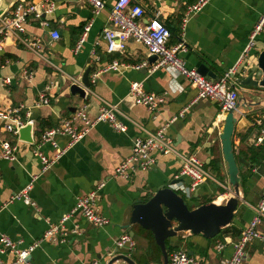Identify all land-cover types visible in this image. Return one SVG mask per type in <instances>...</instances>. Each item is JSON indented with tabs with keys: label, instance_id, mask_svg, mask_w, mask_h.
<instances>
[{
	"label": "crops",
	"instance_id": "1",
	"mask_svg": "<svg viewBox=\"0 0 264 264\" xmlns=\"http://www.w3.org/2000/svg\"><path fill=\"white\" fill-rule=\"evenodd\" d=\"M25 1L34 3V0ZM40 1L43 5L47 2ZM103 1L104 8L95 14L83 0H52V11L39 20H27L24 32L18 35L38 41L40 49L28 48L11 35L0 51V111L21 107V118L26 115L33 121L35 141L82 106L89 117H94L104 104L114 105L120 113L118 119L126 128L124 133H117L108 124L96 125L81 142L43 171L40 160L33 154L34 145L20 141L18 136H9L0 121V141L8 140L16 148L15 161L0 159V237L21 242V248L27 247L41 238L50 224H57L73 209L78 197L105 182L98 212L109 220V225L98 230L76 217L67 223L64 241L43 243L29 257L31 264H107L115 252L131 258L136 264H161L162 256L151 233L137 225L124 227L122 216L128 206L147 201L162 184L176 182L172 189L181 195L180 188L189 183L188 179L178 178L181 156L196 153L212 177L206 179L188 200L190 207L210 202L223 204L231 195L219 140L226 115L217 103L201 99L191 105L183 118L170 123L192 102L197 91L181 76L162 69L151 71L157 59L149 61L151 55L132 39L124 43L122 51L107 52L103 34L105 29L111 28L109 15L116 0ZM196 1L131 0L144 9V22L159 13L171 34L168 46L184 42L186 50L178 53V57L187 69L197 71L204 66L215 76V79L206 78L216 80L240 59L264 12V0H210L183 26L186 8ZM43 22L47 24L45 27ZM53 31L59 35L56 41L49 35ZM262 50L264 32L256 36L249 57L242 63L241 75L245 76L247 70L256 67L258 53ZM113 62L117 63L116 69L102 72L95 82L91 81L93 73ZM142 63L147 66L135 68ZM87 68L90 87L85 89V97L80 98L70 92V87L77 84ZM134 82L141 83L147 94L162 97L158 110L151 112L133 102L129 86ZM50 84L49 104L36 106L39 93ZM241 94L247 102L256 105L251 108L242 105L234 114L237 121L232 147L241 181L233 220L228 229L212 240L188 232L178 233L168 240L172 252L181 250L208 264H222L231 255V246L226 245L220 252L215 246L224 239L235 240L239 236L254 216L253 207L261 200L264 189V145L254 143L258 129L255 121L264 126V90L241 87L238 88L239 97ZM163 127H166L165 135L172 141L175 153H153L155 162L150 169L138 170L128 180L114 178L117 166L130 155L131 141ZM55 141L63 148L68 139L56 137ZM40 152L48 159L55 154L50 144H45ZM212 160L221 162L212 168ZM33 178L37 179L29 196L35 206L11 200ZM75 224L82 229L81 234L71 233ZM258 231L264 235V221ZM123 233L134 240L135 248L131 253L116 249L115 242ZM13 261L12 254H0V264ZM242 264H264V241L255 240L248 245Z\"/></svg>",
	"mask_w": 264,
	"mask_h": 264
},
{
	"label": "built area",
	"instance_id": "2",
	"mask_svg": "<svg viewBox=\"0 0 264 264\" xmlns=\"http://www.w3.org/2000/svg\"><path fill=\"white\" fill-rule=\"evenodd\" d=\"M52 0L39 5L29 2H20L13 6L4 16L0 18V51L3 50L4 42L11 35L16 36L22 44L31 49H40L38 41H32L25 38H19L18 35L24 32V25L30 18L39 20L41 14H48L52 11ZM98 14L104 8L103 0H83ZM210 0H197L194 4L186 8L183 26L188 19L192 18L200 12ZM40 7L41 13L37 11ZM144 9L137 4H133L131 0H116L112 6L109 22L110 29H105L103 38L107 42V52H120L124 49V43L127 40H134L140 43L146 49L149 55H156L157 61L151 66V71L158 69L171 72L173 75H178L185 78L191 86L197 91L196 97L192 102L184 107L177 117L172 119L170 123L178 118H183L189 111L191 105L198 100L207 99L219 105L223 114L235 109L238 93L233 88L235 79L241 76L243 69L242 63L246 62L250 51L254 47V40L258 34L264 32V12L261 14L257 25L252 30L247 45L245 46L240 59L234 67L223 73L218 79L210 80L200 75L195 69H187L183 61L178 57V53L186 50L184 42H179L174 46H168L170 39V31L159 18V13L156 12L147 22H144ZM45 27L47 24L42 23ZM88 28L85 29V32ZM50 38L54 41L59 39L56 32L49 33ZM82 41L78 42L77 48ZM146 63L136 66V69L146 67ZM117 68V63L113 62L103 70L93 73L91 81L95 82L98 76L107 70ZM244 69H247L245 67ZM29 80V78H28ZM5 82H8L6 80ZM52 84L47 85L39 93V100L36 106H44L49 104L50 91ZM129 96L136 105H141L147 110L153 112L158 110L163 99L161 96L147 94L141 83H131L129 86ZM22 108H15L7 111H0V121L3 122V130L9 136L17 137L18 131L30 125L33 129V121L28 117L21 118ZM119 111L114 105L104 104L94 117H89L86 114L85 106L76 110L69 119L63 120L60 125L55 128L48 129L40 135L35 141L32 136V145H34V156L38 158L42 164L43 171L49 169L56 161L62 157L74 145L81 142L86 134L96 125L105 123L108 124L117 133H124L125 125L118 119ZM257 132L254 143L264 145V126L255 121ZM167 126V125H166ZM163 127L155 133H147L144 137H136L131 141L130 155L125 158L115 169L114 178L128 180L136 171H146L154 165L153 153L162 155L174 154L172 141L165 135ZM33 134V133H32ZM56 137H65L68 139L66 146L59 148L55 141ZM50 144L55 150L53 158L48 159L42 155L40 149L45 145ZM0 159L8 162L16 160V148L8 140L0 141ZM181 166L178 172V178L188 179L189 183L180 188L183 198L190 199L195 194L196 190L202 185L206 179H212L211 175L204 169V166L196 153H191L187 156H181ZM37 178H33L30 184L23 188L19 193L12 196L11 200H20L30 207H34L31 201L29 192L32 189L33 182ZM105 186V182L98 183L90 192L76 199L73 209L64 214L57 224H50L46 232L41 238L35 240L27 247L21 248V242H14L10 238L0 237V254L9 253L14 256V261L11 264H31L29 257L43 243L54 244L63 242L66 236V225L79 217L85 224L95 229H103L109 225V220L102 217L98 212V202L100 193ZM186 200V201H188ZM254 216L249 221L247 226L240 232L235 240L224 239L222 243L216 244V250L220 252L226 245L231 246V255L226 258L222 264H242L246 259V249L249 244L255 240L264 241V235L258 231V226L264 221V189L259 203L253 207ZM82 229L75 224L72 229V234H81ZM117 250L131 253L134 248V240L132 237L123 233L115 242ZM91 264H97L92 262ZM168 264H208L202 258H195L188 255L184 251H173L168 255Z\"/></svg>",
	"mask_w": 264,
	"mask_h": 264
},
{
	"label": "water",
	"instance_id": "3",
	"mask_svg": "<svg viewBox=\"0 0 264 264\" xmlns=\"http://www.w3.org/2000/svg\"><path fill=\"white\" fill-rule=\"evenodd\" d=\"M20 2H25V0H0V18L12 9L15 4ZM40 2V0H34L35 5H39ZM37 11L41 13L39 6ZM41 16H44V14L42 13ZM154 59H157V56L151 55L149 61ZM197 71L202 76L215 79V76L208 72L204 66H200ZM89 87V69L87 68L77 81V84L73 83L71 85L70 92L73 95L84 98L85 89ZM241 87L264 90V50L258 53L256 67L253 70H247L245 76L242 74L235 79L233 88L236 89L237 93L238 88ZM242 105H248L251 108L256 104L247 102L242 94L240 97L238 95L235 109L226 114L222 131L219 135L221 153L226 166L228 184L231 189V195L225 203L216 204L210 202L191 209L183 196L172 189L177 184L172 181L159 186L147 201L136 202L125 209L122 216V225L127 228L137 225L142 230L150 232L156 246L160 250L162 256L161 264H168L166 241L172 239L178 233L188 232L191 235H201L207 240H212L223 229L230 226L239 203L241 181L232 147V134L237 121L234 114ZM32 135V127L30 125L18 131L19 140L29 144L33 142ZM130 235L133 237V232H130ZM119 261L125 264H136L131 258L123 254L116 255V252L107 264H114Z\"/></svg>",
	"mask_w": 264,
	"mask_h": 264
},
{
	"label": "trees",
	"instance_id": "4",
	"mask_svg": "<svg viewBox=\"0 0 264 264\" xmlns=\"http://www.w3.org/2000/svg\"><path fill=\"white\" fill-rule=\"evenodd\" d=\"M220 162H221V161L212 160L211 163H210V164H211V167H212V168L217 167L218 164H219ZM189 207H190V206H189ZM190 208L193 209L194 207L191 206ZM226 229H228V228L223 229V230L221 231V233H223ZM221 233H220V234H221ZM220 234H219V235H220ZM219 235H218V236H219ZM218 236H217V237H218ZM217 237H216V238H217ZM166 249H167V252H168V255H169V254L172 252V250H171L170 247H168V241H166ZM157 250L159 251V249H157Z\"/></svg>",
	"mask_w": 264,
	"mask_h": 264
},
{
	"label": "rangeland",
	"instance_id": "5",
	"mask_svg": "<svg viewBox=\"0 0 264 264\" xmlns=\"http://www.w3.org/2000/svg\"><path fill=\"white\" fill-rule=\"evenodd\" d=\"M186 200H188V199H186ZM186 203L189 205L188 201H186Z\"/></svg>",
	"mask_w": 264,
	"mask_h": 264
}]
</instances>
